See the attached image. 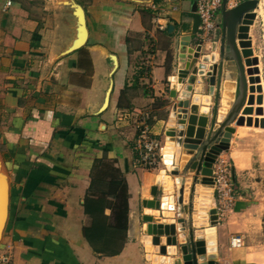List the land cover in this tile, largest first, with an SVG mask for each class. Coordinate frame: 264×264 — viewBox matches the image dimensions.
<instances>
[{
	"label": "crops",
	"instance_id": "1",
	"mask_svg": "<svg viewBox=\"0 0 264 264\" xmlns=\"http://www.w3.org/2000/svg\"><path fill=\"white\" fill-rule=\"evenodd\" d=\"M6 1L0 0V139L5 146L0 165L9 205L0 254H7L11 264H172L179 252L162 254V247L170 248L167 236L149 234L152 223L144 216H153L156 224L176 223L178 217L169 205L179 207L180 184L167 170L165 149L174 146L173 165L180 170L191 155L165 133L176 126L173 105L184 98L187 85L176 77L183 65V37L193 30L194 0H163L164 29L156 27L150 8L155 0H12L5 9ZM77 7L87 30L82 44ZM207 88L201 78L194 84L203 97ZM205 105L199 103L200 111ZM146 110L155 116L151 133L162 142L163 160L154 168L141 166L134 150V123ZM234 141L233 136L227 153L235 172L233 208L214 227L206 215L195 228L212 230L210 238L203 236L207 255H215L218 264H264V203L255 202L251 190L261 184L254 179L259 168L252 153L233 149ZM102 157L116 161L129 188L128 229L116 255L95 252L83 233L91 224L84 202L92 168ZM6 190L5 184L2 208ZM195 195L210 199L206 211L212 207L210 190L197 183ZM150 200L156 201L153 208L146 206ZM236 234L244 236L242 247L230 246ZM168 257L172 261L164 263Z\"/></svg>",
	"mask_w": 264,
	"mask_h": 264
},
{
	"label": "water",
	"instance_id": "2",
	"mask_svg": "<svg viewBox=\"0 0 264 264\" xmlns=\"http://www.w3.org/2000/svg\"><path fill=\"white\" fill-rule=\"evenodd\" d=\"M258 3V0H244L235 7L228 9L224 5L222 9L221 38L218 46H216V43L214 44L213 54L211 55L213 58L217 48L220 57L217 63L210 65V55L204 56L202 61L198 63L202 49L200 44L196 49L190 47L186 50L187 39L195 37L200 23V17L196 13V0H194L193 30L190 38L186 37L187 39H184L183 37V52L181 55L183 65L176 77L179 83L187 81V85L182 92L184 98L178 99L173 105L171 117L176 126L174 125L165 133L168 141L176 142V145L183 147L185 154L191 155V158L184 166L182 174H180L179 167L173 165L174 154L172 150H174V146L166 147L171 150L170 154H165L167 170L178 176L176 182L180 184L177 197L179 207L175 209L174 206L169 205V210H176L178 216L176 219L177 224H156L153 216H144L145 221L152 223V229H148L149 234L167 236L166 244L170 248L162 247V254H177L179 252V258L175 259L172 264H218L215 260V255H207V243L203 234L208 231L195 228L196 225L201 224L202 219L207 217L206 215H208L211 227L218 224L219 215L215 198L213 199L212 207L208 211H206V208H201L197 210L196 217H194V202H200L201 205L204 204V207H206L204 198L198 199L195 195L197 183L214 194L213 165L222 152L229 150L232 135L236 132V126L264 128V118L253 117L254 115H264V89L260 76V59L255 55L251 35L252 26L257 16L255 10L259 7ZM76 14L81 23L82 39L79 44H82L87 35V30L81 7H77ZM172 28L173 26L171 25L170 29ZM199 76L206 77L209 87L208 99H202L199 93L194 92V84ZM227 76L233 80L231 83L235 84L236 94L230 109L223 115L224 113H221L223 111L220 107L222 101L221 92L223 82ZM191 94H194L192 99ZM212 95H214V104L210 112L211 103L209 102V97ZM173 96H176L175 92H173ZM200 102L209 105H205L200 111ZM189 173H193L192 179L187 178ZM186 182L190 185L189 198L185 203ZM5 184L7 185V205L4 209L1 203ZM152 194L157 196L158 191L154 188ZM155 202V200L147 201L146 206L153 208ZM162 202V206H164L166 204L165 196H162ZM8 205L9 184L6 175L0 171V218L3 211L5 212V218L0 227V240L8 217ZM183 213H186L188 217L184 218L182 216ZM186 227L189 229L188 233L185 231ZM176 228L183 243L178 242ZM153 241L158 242L159 239L156 237ZM170 261H172L171 257H168L163 262L170 263Z\"/></svg>",
	"mask_w": 264,
	"mask_h": 264
},
{
	"label": "built area",
	"instance_id": "3",
	"mask_svg": "<svg viewBox=\"0 0 264 264\" xmlns=\"http://www.w3.org/2000/svg\"><path fill=\"white\" fill-rule=\"evenodd\" d=\"M165 1V0H164ZM244 0H196V13L200 17V23L196 32L199 43H218L222 33V9L233 8ZM259 1V6L261 0ZM12 0H7L5 9L11 7ZM155 13V23L158 29L166 28L161 21V14L165 11L162 3H152L150 6ZM258 12V8L255 10ZM221 12V15L219 13ZM258 18V13L255 21ZM199 45V44H198ZM155 119L149 111L141 112L135 120L136 138L134 150L138 156V162L145 168L157 167L163 160L162 142L151 133V123ZM214 198L219 217L225 215L233 208L236 198L235 172L232 163L220 154L213 165ZM245 244L244 236L233 235L230 239L231 247H242ZM0 264H11L7 254H0Z\"/></svg>",
	"mask_w": 264,
	"mask_h": 264
},
{
	"label": "trees",
	"instance_id": "4",
	"mask_svg": "<svg viewBox=\"0 0 264 264\" xmlns=\"http://www.w3.org/2000/svg\"><path fill=\"white\" fill-rule=\"evenodd\" d=\"M162 1L155 0V3ZM84 208L91 224L84 227L83 233L93 250L105 255L119 254L128 229L129 188L115 160L95 159ZM106 209L110 214L105 213Z\"/></svg>",
	"mask_w": 264,
	"mask_h": 264
},
{
	"label": "rangeland",
	"instance_id": "5",
	"mask_svg": "<svg viewBox=\"0 0 264 264\" xmlns=\"http://www.w3.org/2000/svg\"><path fill=\"white\" fill-rule=\"evenodd\" d=\"M219 15H221V12L219 13ZM251 35H252L253 49H254L255 55H257L260 59V64H259L260 76L262 78V85H263V89H264V17L260 13H258V18L255 21L254 25L252 26ZM190 36H191V33H189L188 35H185L184 39H187L186 37L190 38ZM187 41H188V45L186 46V50L189 49L190 47L193 49H196L198 44H200L199 40L196 38V36L191 37L190 39H187ZM218 43H216V46H218ZM200 45L202 46V49H201V56L198 59V63H200L202 61V58L204 56H206V55L211 56L213 54L214 43L207 41V42L201 43ZM219 57H220L219 51L216 48V52L214 54V57L213 58H212V56L209 57L210 65L217 63L219 61ZM198 78L203 79L205 84L208 86V83L206 81L205 76H199ZM231 82H233V80H231V79H229V80L225 79L223 82V89L221 92L222 101H221V105H220V107L222 108V111H223L221 113H224L223 115H225V113L230 109L231 104H232L234 97H235V94H236V92H235L236 90L234 87L235 84L231 83ZM200 90H202V89H200ZM207 91L209 92V87L207 88ZM201 98L202 99H208L207 97H203V96ZM209 102L211 103L210 104L211 105L210 106L211 107L210 112H211L213 104H214V95L209 97ZM263 107H264V104H263ZM253 117L264 118V115L263 116H255L254 115ZM237 127H239V126H236V128ZM233 136L235 139V141L233 142V149L249 151L250 153H252L253 158L255 159L256 165H258L259 169H258L256 176H254V179H256V178L260 179L261 184L258 187L255 186V188H252L251 190L253 192H255L254 193V197H256L255 202L264 203V128H256L254 126H252V127L241 126V128L240 127L238 128V132L236 129V132L232 135V137ZM231 149H232V142L230 141L229 150H231ZM4 150H5L4 143L0 139V157H1V154H3ZM229 150L224 151L221 154L224 155V157H226L231 162V159L229 158V156L227 154V153H229ZM0 160H1V158H0ZM176 161L179 162L180 158H178V160H176ZM184 166L181 170L179 168L180 174H182ZM0 171L1 172L5 171V167H3L2 164L0 165ZM205 203L207 204L206 206H208V200L205 201ZM210 205H211V203H210ZM197 207L199 209L205 208L204 204L201 205L200 202L197 203ZM223 217H224V215L221 216V219Z\"/></svg>",
	"mask_w": 264,
	"mask_h": 264
},
{
	"label": "bare ground",
	"instance_id": "6",
	"mask_svg": "<svg viewBox=\"0 0 264 264\" xmlns=\"http://www.w3.org/2000/svg\"><path fill=\"white\" fill-rule=\"evenodd\" d=\"M257 13H260L263 17H264V0H261V4H260V6L258 7V12ZM171 153V150L170 149H168V148H166L165 149V154H170ZM6 195V194H5ZM5 200H4V209H5ZM4 215H5V212L3 213V217H4ZM212 236V234H211V230H208V232H207V237L208 238H210Z\"/></svg>",
	"mask_w": 264,
	"mask_h": 264
}]
</instances>
